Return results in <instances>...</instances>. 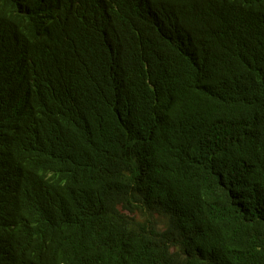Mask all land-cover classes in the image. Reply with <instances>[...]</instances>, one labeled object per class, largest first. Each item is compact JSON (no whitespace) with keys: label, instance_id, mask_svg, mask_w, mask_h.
Returning a JSON list of instances; mask_svg holds the SVG:
<instances>
[{"label":"trees","instance_id":"16d2710c","mask_svg":"<svg viewBox=\"0 0 264 264\" xmlns=\"http://www.w3.org/2000/svg\"><path fill=\"white\" fill-rule=\"evenodd\" d=\"M0 264H264V0H0Z\"/></svg>","mask_w":264,"mask_h":264}]
</instances>
